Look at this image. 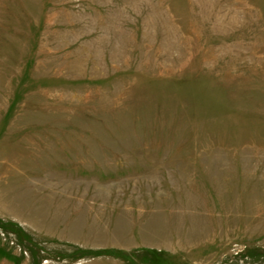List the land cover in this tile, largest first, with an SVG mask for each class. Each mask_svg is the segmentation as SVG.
<instances>
[{"label": "rangeland", "instance_id": "374dc122", "mask_svg": "<svg viewBox=\"0 0 264 264\" xmlns=\"http://www.w3.org/2000/svg\"><path fill=\"white\" fill-rule=\"evenodd\" d=\"M0 264H264V0H0Z\"/></svg>", "mask_w": 264, "mask_h": 264}]
</instances>
